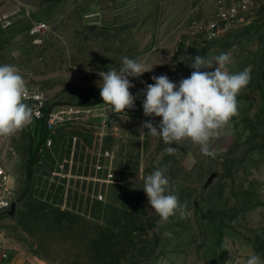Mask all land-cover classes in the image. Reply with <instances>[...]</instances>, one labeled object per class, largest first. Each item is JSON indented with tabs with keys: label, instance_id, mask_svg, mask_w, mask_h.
<instances>
[{
	"label": "rangeland",
	"instance_id": "374dc122",
	"mask_svg": "<svg viewBox=\"0 0 264 264\" xmlns=\"http://www.w3.org/2000/svg\"><path fill=\"white\" fill-rule=\"evenodd\" d=\"M246 1L240 17L220 22L218 37L206 41L200 27L215 16V0H40L37 7L0 0V65L18 66L58 119L28 178L40 122L0 137L17 189L14 213L0 220L1 246L26 264L264 259V0ZM39 21L44 26L30 34ZM222 52L234 58L232 72L251 66V81L237 97L239 115L211 141L215 158L188 140L166 145L142 135L144 122L161 119L143 112L152 77L178 85L195 70L190 57ZM125 56L153 67L129 77L139 110L81 104L100 90L99 73L118 70ZM156 169L187 205L186 218L164 221L148 205L143 177Z\"/></svg>",
	"mask_w": 264,
	"mask_h": 264
},
{
	"label": "clouds",
	"instance_id": "9594fccd",
	"mask_svg": "<svg viewBox=\"0 0 264 264\" xmlns=\"http://www.w3.org/2000/svg\"><path fill=\"white\" fill-rule=\"evenodd\" d=\"M190 58V67L195 70L178 85L167 75L152 77L154 83L148 84L143 93V112L145 116L161 119L158 126L151 121L144 122L141 134L160 138L166 145H180L188 140L199 147L201 154L215 158L211 141L228 129L232 119L239 115L237 97L251 81V66L238 72L230 71L229 66L235 61L227 52L208 58L200 55ZM152 68L125 56L118 70L111 68L100 72L103 103L115 113L134 108L136 97L130 92L134 85L129 77L139 78ZM31 95L33 93L18 66L0 65V137L11 138L33 122L36 113L25 102ZM177 150L171 146L165 148L169 155H174ZM143 180L142 189L148 205L162 220L177 216L184 219L189 215L187 205L181 203L177 195L170 194L165 170L156 169ZM245 264H264V259L253 253Z\"/></svg>",
	"mask_w": 264,
	"mask_h": 264
},
{
	"label": "built area",
	"instance_id": "2783aa9c",
	"mask_svg": "<svg viewBox=\"0 0 264 264\" xmlns=\"http://www.w3.org/2000/svg\"><path fill=\"white\" fill-rule=\"evenodd\" d=\"M215 2L217 4L215 16L205 21V23L200 27L201 37L206 41H211L218 37L221 32L220 22H228L238 19L240 14L246 10L247 6L246 0H233L230 2L215 0ZM43 26V22H35L30 26L29 33L35 35ZM29 90L33 93V95H31L25 102L34 109L36 113L34 119L38 120L40 124L45 123L48 128L52 129L58 120L57 117L49 111L45 113L47 107L44 96L39 89L29 88ZM16 197L17 189L15 187V183L10 172L5 167L3 160L0 158V213L9 209L11 203L16 201ZM4 217H6V215L0 216V220ZM0 253L3 258L7 256L6 251H1Z\"/></svg>",
	"mask_w": 264,
	"mask_h": 264
},
{
	"label": "trees",
	"instance_id": "16d2710c",
	"mask_svg": "<svg viewBox=\"0 0 264 264\" xmlns=\"http://www.w3.org/2000/svg\"><path fill=\"white\" fill-rule=\"evenodd\" d=\"M102 101L101 97H100V90H94L91 93V99L84 101L81 104L84 105H92L95 104L97 102ZM50 109L47 108L45 110V113H47ZM50 130L51 128H48L47 125L45 123H41L40 127L38 129V142L37 145L35 147L34 150H32L27 159H26V177L28 178L32 172V166L37 162V160L39 159V156L41 154V151L43 150V148L45 147L48 135L50 134Z\"/></svg>",
	"mask_w": 264,
	"mask_h": 264
},
{
	"label": "water",
	"instance_id": "95a60500",
	"mask_svg": "<svg viewBox=\"0 0 264 264\" xmlns=\"http://www.w3.org/2000/svg\"><path fill=\"white\" fill-rule=\"evenodd\" d=\"M18 2L30 6V7H37L40 3V0H17ZM140 106L135 103L134 108L132 109H126L125 112H137L139 110ZM213 175V173H212ZM17 202L13 201L9 207V209L5 210L4 212L0 213V216L6 215V216H11L14 213L15 207H16Z\"/></svg>",
	"mask_w": 264,
	"mask_h": 264
},
{
	"label": "crops",
	"instance_id": "0c3cea01",
	"mask_svg": "<svg viewBox=\"0 0 264 264\" xmlns=\"http://www.w3.org/2000/svg\"><path fill=\"white\" fill-rule=\"evenodd\" d=\"M225 2H230V1H225ZM1 251H6L7 256L3 258L0 253V264H26L24 260H20L19 254H17V252L8 251V249L3 246H1L0 248V252Z\"/></svg>",
	"mask_w": 264,
	"mask_h": 264
}]
</instances>
